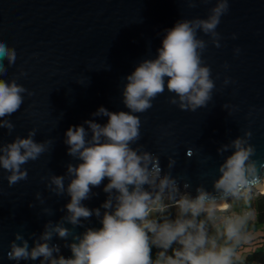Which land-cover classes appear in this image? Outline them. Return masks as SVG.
I'll list each match as a JSON object with an SVG mask.
<instances>
[{
  "label": "clouds",
  "instance_id": "1",
  "mask_svg": "<svg viewBox=\"0 0 264 264\" xmlns=\"http://www.w3.org/2000/svg\"><path fill=\"white\" fill-rule=\"evenodd\" d=\"M189 8L198 4L214 6L206 18L182 19L166 29L156 55L143 59L127 75L122 88V103L128 111L113 112L101 106L93 117H106V123L88 119L69 127L64 143L67 154L77 161L68 163L63 175L42 177L49 193L70 197L60 208L59 220L49 219L43 231L14 233L7 259L38 261L39 264H248L244 250L258 242L256 201L264 198V157L258 156L251 142V128L217 148V162L186 148L187 159L197 157L200 182L193 184L187 172L176 174L178 151L168 155L153 153L140 144L142 120L139 114L153 107L165 90L172 95L168 103L181 111L196 112L213 101L216 83L211 67L204 60L209 43L221 47L217 31L223 16L230 11V0H183ZM200 33L209 40L200 38ZM237 35L232 34V39ZM235 55L241 49L237 47ZM17 52L0 39V129L12 135L15 124L9 117L34 95L19 76L3 79L16 64ZM7 61V66L5 65ZM225 69L229 67L224 65ZM27 73L21 71L20 76ZM219 79V75H217ZM83 84L80 81H77ZM236 83L225 76L223 87ZM229 116L238 106L224 104ZM255 111L253 108L249 116ZM87 125V128L84 126ZM37 129L27 138L17 135L13 142L0 140V169L11 188L28 179L23 166L38 160L52 149L51 139L36 142ZM167 135V133H166ZM161 156L167 157L166 170ZM214 167L208 168L209 163ZM211 177V186L207 178ZM107 180L105 184L104 181ZM106 194L99 207L89 208L84 201ZM2 191V187H0ZM47 203L43 193L35 194L37 203ZM39 215L54 216L51 207ZM93 217L98 223L93 226ZM70 225V227H69ZM82 229V231H78ZM63 241V244L54 242ZM31 241V243H30ZM62 249L70 251L65 256Z\"/></svg>",
  "mask_w": 264,
  "mask_h": 264
},
{
  "label": "water",
  "instance_id": "2",
  "mask_svg": "<svg viewBox=\"0 0 264 264\" xmlns=\"http://www.w3.org/2000/svg\"><path fill=\"white\" fill-rule=\"evenodd\" d=\"M213 6L189 8L183 0H0V39L17 52L16 64L3 79L19 76L18 83L34 92L31 97L25 94L21 109L9 117L15 124L12 135L0 129V140L13 142L17 135L27 138L28 131L35 128L36 142L53 141L49 152L23 166L28 170L26 181L9 188L8 173L0 169V264H16L6 254L21 225L26 236L39 234L49 219L57 221L64 215L60 208L70 197L49 193L41 178L63 175L68 163H77L67 154V129L88 119L106 123V117L92 116L101 106L113 112L128 111L122 103L126 76L143 59L156 55L166 29L185 18H206ZM217 31L223 37L221 47L209 43L203 57L216 83L208 107L181 111L167 102L172 94L166 89L151 109L139 114V143L153 153L178 151L175 172L186 171L194 185L200 182L201 168L197 157L187 159L186 148L202 149L201 155H211L218 162L217 148L251 128V142L258 156L264 157V0H230V11ZM233 33L236 39H232ZM199 35L209 40L203 33ZM237 47L239 56L234 52ZM21 71L27 75L20 76ZM225 76L236 83L223 87ZM224 104L236 105L239 111L229 116ZM161 165L166 170V156H161ZM212 167L210 162L208 168ZM207 183L210 187V176ZM102 187L93 189L100 195L84 201L86 206H100L106 198ZM37 192L43 193L47 203L36 202L37 207L31 208ZM42 207L53 208L55 215H39ZM92 224L99 226L94 217ZM62 253L71 254L67 249Z\"/></svg>",
  "mask_w": 264,
  "mask_h": 264
},
{
  "label": "trees",
  "instance_id": "3",
  "mask_svg": "<svg viewBox=\"0 0 264 264\" xmlns=\"http://www.w3.org/2000/svg\"><path fill=\"white\" fill-rule=\"evenodd\" d=\"M256 207L259 213L257 225L264 224V198L256 201ZM261 237L255 247L246 250L248 264H264V234Z\"/></svg>",
  "mask_w": 264,
  "mask_h": 264
},
{
  "label": "rangeland",
  "instance_id": "4",
  "mask_svg": "<svg viewBox=\"0 0 264 264\" xmlns=\"http://www.w3.org/2000/svg\"><path fill=\"white\" fill-rule=\"evenodd\" d=\"M257 231H258V239H261L262 238L261 236L264 234V224H258ZM246 250L248 249L244 250V255L246 254Z\"/></svg>",
  "mask_w": 264,
  "mask_h": 264
}]
</instances>
